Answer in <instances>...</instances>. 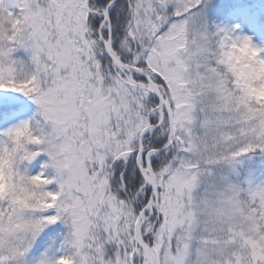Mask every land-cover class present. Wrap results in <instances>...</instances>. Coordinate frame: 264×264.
<instances>
[{
  "label": "snow or ice",
  "instance_id": "snow-or-ice-1",
  "mask_svg": "<svg viewBox=\"0 0 264 264\" xmlns=\"http://www.w3.org/2000/svg\"><path fill=\"white\" fill-rule=\"evenodd\" d=\"M0 264H264V0H0Z\"/></svg>",
  "mask_w": 264,
  "mask_h": 264
}]
</instances>
